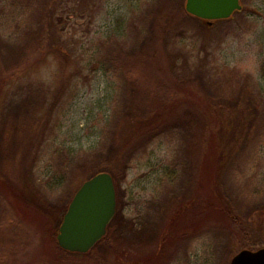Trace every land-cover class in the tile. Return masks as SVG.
<instances>
[{"label":"rangeland","instance_id":"374dc122","mask_svg":"<svg viewBox=\"0 0 264 264\" xmlns=\"http://www.w3.org/2000/svg\"><path fill=\"white\" fill-rule=\"evenodd\" d=\"M182 2L0 0V264H229L240 227L264 239V0L211 25ZM126 148L108 237L62 250Z\"/></svg>","mask_w":264,"mask_h":264},{"label":"water","instance_id":"95a60500","mask_svg":"<svg viewBox=\"0 0 264 264\" xmlns=\"http://www.w3.org/2000/svg\"><path fill=\"white\" fill-rule=\"evenodd\" d=\"M241 8V0H185V10L208 25L230 17ZM115 207V186L109 172L101 171L84 180L58 226L59 247L69 252H87L105 235ZM229 264H264V246L241 249Z\"/></svg>","mask_w":264,"mask_h":264},{"label":"trees","instance_id":"16d2710c","mask_svg":"<svg viewBox=\"0 0 264 264\" xmlns=\"http://www.w3.org/2000/svg\"><path fill=\"white\" fill-rule=\"evenodd\" d=\"M185 0H183L182 4L180 7L178 8H175L177 9L176 10V15L174 16L175 19L177 20H183V19H188V18H195V16L189 14L186 10H185ZM195 19L198 20V18L196 17ZM201 20V19H200ZM221 20H224V19H221ZM221 20H216L214 21V23L218 22V21H221ZM203 22V20H201ZM149 97V96H148ZM169 124V123H168ZM168 124H165V125H168ZM152 130H150L148 132V135L147 137H150L151 134H152ZM130 148H126L125 150H123L122 152H120V160H119V163H118V167L114 169L113 173L114 175L112 176L113 177V181L114 183L118 181V176L119 174L122 175V173H124V171L126 170L127 168V159H128V151L130 152L129 150ZM104 168H109V167H106L104 166ZM98 171H101V170H98ZM97 171V173H98ZM104 171V170H103ZM64 212L66 211V209L63 210ZM240 232L243 233L242 235V247L243 248H247V249H256L260 246H264V239H260V240H255L252 238V235L246 231V233L244 232L243 228L240 227ZM108 236L106 237H103L98 243L102 242L104 239H106ZM62 249V248H61ZM63 250V249H62ZM65 251V250H64ZM69 252V251H67Z\"/></svg>","mask_w":264,"mask_h":264}]
</instances>
